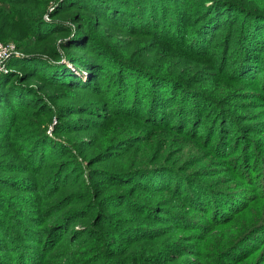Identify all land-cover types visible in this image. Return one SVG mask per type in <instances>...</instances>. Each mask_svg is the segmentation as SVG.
<instances>
[{
    "label": "trees",
    "instance_id": "obj_1",
    "mask_svg": "<svg viewBox=\"0 0 264 264\" xmlns=\"http://www.w3.org/2000/svg\"><path fill=\"white\" fill-rule=\"evenodd\" d=\"M46 14L51 22L45 21ZM5 23L13 29H2ZM0 42H15L22 54L11 57L5 65L9 72L0 75V264L160 262L159 256L134 253L136 240L156 231L125 219L117 224L108 215L119 207H128L139 221L169 222L161 227L163 237L174 229L198 231L191 250L197 264H264V217L245 219L251 201L264 199L263 175L256 197L248 204L242 197L236 202L240 193L235 189L185 175L165 161L168 156L160 161L162 156L154 155L142 166L120 170L99 164L111 157L106 152L88 159L86 166L82 155L89 147L75 144L81 161L71 145L49 134L54 119V136L72 139L91 138L109 119L124 123L129 118L146 127L145 133L153 131L152 136L163 129L159 134L170 143L173 133L190 134L188 127L200 133L212 100L220 115L208 117L211 133H221L226 141L228 114L217 97L223 84L220 93L212 92L202 79L264 82L261 0H0ZM62 58L75 70L59 63ZM86 97L89 105L81 104ZM126 139L114 151L133 141L130 152L136 153L137 140ZM262 167L264 173V161ZM139 191L184 196L204 219L198 223L171 206L148 204ZM91 213L97 220L88 238L80 232L66 236L70 221ZM114 229L115 238L106 243L103 232ZM217 229L224 232L214 243ZM119 239L134 244L120 253ZM84 240L103 246L89 251Z\"/></svg>",
    "mask_w": 264,
    "mask_h": 264
},
{
    "label": "rangeland",
    "instance_id": "obj_2",
    "mask_svg": "<svg viewBox=\"0 0 264 264\" xmlns=\"http://www.w3.org/2000/svg\"><path fill=\"white\" fill-rule=\"evenodd\" d=\"M263 4L264 0H261V6H264ZM52 8L53 6L50 10ZM44 19L47 22H51L49 14H46ZM11 25H9V23H5L2 29H10L12 28ZM218 38L219 40L221 39L220 36ZM9 44L14 45L16 49H18L15 42H0V45L3 46ZM231 55L232 60L235 58V55L234 53ZM8 61H6V63ZM6 63H4V69L1 68L0 75L9 72L10 69L5 66ZM59 63L66 65L70 69H74V66H71L70 62L66 58H62ZM228 69H230V66ZM77 71L79 72L80 70ZM202 83L206 89L211 90L212 92L217 91V88L223 84L224 92L217 95V97L219 103L224 106V112H226L229 117H224L223 131H225L224 134L226 136L224 134L223 135L225 136L226 141L225 139H221V133L219 137L211 133L210 127L212 120H209L208 117L212 116L211 118H215L217 117L216 114L220 115V112L216 109V105L212 100V103L205 113L208 115L205 119L204 125L201 130L199 129L200 133L196 132V128L191 130L190 127H188L187 130L190 134L173 133L171 134L170 143H168L165 135L159 134L163 129L156 130L152 136L151 134L153 131L150 134L145 133L144 129L146 127L137 125L136 120L129 118L125 119L124 123L119 118L115 121H111L112 119H109L101 126V128H99L98 134L92 136L91 138L89 136H82L80 138H72L73 140L69 139L70 137L65 135L58 137V139L54 136L52 132L57 123V119H54L49 127V134L58 142H63L65 145H71V150L73 154L78 156V160L82 161V157L85 156L83 158V164L86 166L88 159L91 161L98 155H105L106 152L110 153L111 157L108 158L117 159L116 162L109 161L110 159L106 158L105 161H101L99 164L102 166H108L106 168L109 169L120 170H126V168L130 165L142 166V163L145 160L150 159L154 155L157 157L161 155L162 157L160 161L168 156L165 161L176 164L178 168H181V170L186 172L184 173L185 175H197L200 180L206 183H211L216 187L235 189L236 192L240 193V195H236V202L242 197V201L247 202L248 204L250 198L256 197L254 191L257 187H260L258 182L261 181L262 175L264 177L263 167L261 168L262 161H264V159H262L264 158V82L238 83L232 80L229 81L228 77H213L211 79H202ZM217 92L220 93V90ZM237 96H240L239 99H236ZM89 100V97H86L81 101V104L89 105ZM75 118L80 119L83 122L87 120H82L81 117ZM219 118L221 119V117ZM28 119L26 120L28 121ZM214 122L213 128L220 129L219 124ZM188 135H190V137H188ZM196 135L201 137L197 138ZM126 138L137 140L136 153L130 152V150L133 149V141L126 149H121L120 152L114 151L116 150L114 146L122 140H127ZM205 143L212 147L211 150L206 147L207 145ZM75 144H77L78 147H89L86 151H84V155H82V157L78 153V149ZM107 148L109 149L105 150ZM255 154L262 158H257ZM139 157H142L141 161H138ZM254 157L255 160H253ZM112 166H117L118 168H114ZM244 167L247 168V172L249 171V177H246L241 173L244 171ZM85 170H88V168H85ZM90 183L93 186V183ZM260 188L262 189V187ZM139 192L140 194L137 196H140L143 199L144 197L147 198L146 202L148 204H158L161 208L171 206V208H174V210L181 214L180 216L187 215L189 218H192L193 216L194 218L200 220L199 222L195 221L198 223L204 219V215L198 211L201 209L190 205L188 201H184V196L178 197L167 192L161 193L160 195L156 194L157 192ZM24 194L26 193H23V195ZM249 205L251 210L247 213L248 215L246 214L247 216L245 219L248 221H254L257 217H264V199H256L253 202L251 201ZM225 206H222L221 208H224ZM22 208L26 209L27 207L22 206ZM208 213L211 216V212L208 211ZM110 214H114L113 216H108L117 224H120L118 220L125 219V222L130 223L131 226L141 225L144 228H152L156 231L154 236L139 239L140 241L136 240L137 243L133 246L136 248L133 249L134 253L142 252V256L146 258L148 255L153 256L155 259L159 256L160 262L156 260L157 264H190L187 261H194L192 264L198 263L199 259L197 257L194 258L193 255L195 253L191 252V250L194 249L192 248V244L195 242V237L192 239V236L193 234L195 236L198 231L174 229L173 234L163 237L164 232L161 230V227L166 226L169 222L161 223L155 219L149 220L145 218L139 221L135 213L129 210L128 207L112 209ZM163 215L166 216L165 214ZM95 220H97V218L95 219L94 213L87 214L84 217L74 218L66 226L68 230V232H66V236H71L74 232H80V235H83L84 238H88L90 236L89 232L94 229V227H92V223H95ZM124 224L125 223H122V225ZM116 230L117 229L103 232V237L106 239V243L111 240V237L115 238L114 232ZM217 231L218 229L214 232V235L218 236L214 238V243L220 242V237L224 232L222 230L219 232ZM232 234H236V231ZM119 235L121 234L119 233ZM80 242L87 244V246L90 247L88 249L89 251H94L97 247L103 246V244L99 241H96L95 243H90L88 240ZM213 242H211L210 245L213 246ZM227 242L221 243V245L218 246L227 244ZM170 243H172V245ZM133 244V242L129 241L121 242L119 239V249L117 252L122 253L132 247ZM81 245L84 246V244ZM219 248L221 247H217V249ZM80 249L81 248H79V250ZM172 249L175 251H172ZM261 260L264 261L262 257ZM141 261L143 264H147L144 259H141ZM226 262H229V260ZM58 263L69 264V261L67 259H62V261L54 260L53 264ZM253 264L263 263H257L256 261Z\"/></svg>",
    "mask_w": 264,
    "mask_h": 264
},
{
    "label": "built area",
    "instance_id": "obj_3",
    "mask_svg": "<svg viewBox=\"0 0 264 264\" xmlns=\"http://www.w3.org/2000/svg\"><path fill=\"white\" fill-rule=\"evenodd\" d=\"M22 54L12 44L3 46L0 45V70L4 69V63L13 56H21Z\"/></svg>",
    "mask_w": 264,
    "mask_h": 264
}]
</instances>
